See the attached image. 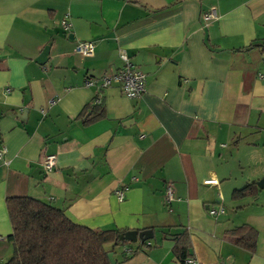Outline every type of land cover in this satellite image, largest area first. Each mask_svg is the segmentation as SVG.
<instances>
[{
    "label": "crops",
    "instance_id": "0c3cea01",
    "mask_svg": "<svg viewBox=\"0 0 264 264\" xmlns=\"http://www.w3.org/2000/svg\"><path fill=\"white\" fill-rule=\"evenodd\" d=\"M120 50L145 75L139 99L100 89ZM98 95L105 117L85 125ZM1 146L0 264L13 252L9 197L94 230L151 231L107 245L115 264H184L179 243L196 264H264V216L244 218L248 197L231 198L264 178L249 167L264 165V0H0ZM242 225L257 231L254 253L234 245Z\"/></svg>",
    "mask_w": 264,
    "mask_h": 264
},
{
    "label": "trees",
    "instance_id": "16d2710c",
    "mask_svg": "<svg viewBox=\"0 0 264 264\" xmlns=\"http://www.w3.org/2000/svg\"><path fill=\"white\" fill-rule=\"evenodd\" d=\"M88 108L90 114L83 121L85 125L105 117L102 102L91 103ZM258 192L253 182L234 190L231 198H256ZM5 206L12 230L8 240L13 252L4 264H110L107 245L125 242L119 240L124 231L94 230L75 224L62 210L34 198L9 197ZM231 233L237 235L234 240L237 248L250 254L255 252L257 231L254 228L242 225ZM173 251L182 262L189 258L183 243L176 244Z\"/></svg>",
    "mask_w": 264,
    "mask_h": 264
},
{
    "label": "built area",
    "instance_id": "2783aa9c",
    "mask_svg": "<svg viewBox=\"0 0 264 264\" xmlns=\"http://www.w3.org/2000/svg\"><path fill=\"white\" fill-rule=\"evenodd\" d=\"M216 12L214 8H210L206 13L203 14L202 19L205 23L210 22L216 19ZM63 30H67L69 28V24L66 21L61 23ZM76 52L83 57H91L94 54V45L92 42H82L76 46ZM119 58L123 62L122 68L115 74L111 76H104L101 79L100 89H105L111 87L113 85H117L122 95L129 100L139 99L143 93L145 92V75L137 70L129 61L128 56L124 51H119ZM92 85L91 81L86 83V86ZM98 95L93 101V105H97L101 103V98ZM53 103L52 101L50 104ZM44 113V111H41ZM6 155V149L1 146L0 147V164H5L4 156ZM56 167V157L54 155H47L43 158L42 168L46 173H50ZM206 185H215V180H206L204 181ZM116 197L119 202H122L124 199V192L117 191ZM165 200L166 203H170L173 201V192L170 187L166 188L165 191ZM223 208L218 210H209V215L212 217H216L219 214H223ZM125 253L127 255L131 254V249H126ZM184 264H196L192 259H185L183 261Z\"/></svg>",
    "mask_w": 264,
    "mask_h": 264
},
{
    "label": "rangeland",
    "instance_id": "374dc122",
    "mask_svg": "<svg viewBox=\"0 0 264 264\" xmlns=\"http://www.w3.org/2000/svg\"><path fill=\"white\" fill-rule=\"evenodd\" d=\"M245 149L242 151L244 152ZM246 154H247V150L245 151ZM251 156V155H250ZM250 156H247L246 157H250ZM255 159V158H254ZM252 160H249L248 163H250ZM258 162V160H257ZM252 165H250L249 167H251L250 169H253V171L250 173L251 175H256L257 172H259V174H261L262 171H264V165H257L254 169V166H255V160L252 161L251 163ZM254 165V166H253ZM249 171L248 169L246 170V172ZM248 174V173H247ZM249 174V175H250ZM249 177V176H248ZM252 182V181H251ZM258 182V181H257ZM247 206H246V210L244 212V218H247L246 216L248 215H251V213L253 215L255 214H262L264 216V189H261L259 190L258 194H257V197L256 198H248L247 200ZM228 211L229 213H234L233 210H231L229 207H228ZM250 213V214H249ZM263 219V218H262Z\"/></svg>",
    "mask_w": 264,
    "mask_h": 264
},
{
    "label": "water",
    "instance_id": "95a60500",
    "mask_svg": "<svg viewBox=\"0 0 264 264\" xmlns=\"http://www.w3.org/2000/svg\"><path fill=\"white\" fill-rule=\"evenodd\" d=\"M256 186L258 189H264V178L261 179L260 181L256 182ZM152 238V233L151 231H127L124 234L119 236L120 241H127L131 243H136L137 241L144 243ZM107 259L110 262V264H115L112 254L108 253L107 254Z\"/></svg>",
    "mask_w": 264,
    "mask_h": 264
}]
</instances>
